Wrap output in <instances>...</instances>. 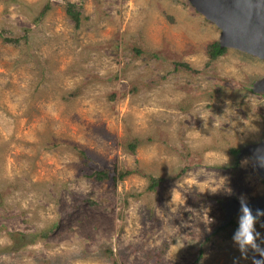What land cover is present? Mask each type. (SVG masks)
Masks as SVG:
<instances>
[{"label": "rangeland", "instance_id": "rangeland-1", "mask_svg": "<svg viewBox=\"0 0 264 264\" xmlns=\"http://www.w3.org/2000/svg\"><path fill=\"white\" fill-rule=\"evenodd\" d=\"M219 36L188 0H0V264L264 262L259 218L217 232L223 201L264 196L238 156L264 59H210Z\"/></svg>", "mask_w": 264, "mask_h": 264}, {"label": "water", "instance_id": "water-1", "mask_svg": "<svg viewBox=\"0 0 264 264\" xmlns=\"http://www.w3.org/2000/svg\"><path fill=\"white\" fill-rule=\"evenodd\" d=\"M188 1L220 29L218 42L221 48H233L264 59V0ZM252 89L253 92L264 95V76L254 81ZM245 155L255 160V172L264 181V138L258 143L243 147L238 156ZM221 204L226 210L223 225L239 214L257 217L264 224V196L249 203L231 197Z\"/></svg>", "mask_w": 264, "mask_h": 264}, {"label": "trees", "instance_id": "trees-1", "mask_svg": "<svg viewBox=\"0 0 264 264\" xmlns=\"http://www.w3.org/2000/svg\"><path fill=\"white\" fill-rule=\"evenodd\" d=\"M74 7H75L74 4H69L67 12L73 18V20L75 21L76 25H79L80 21H81L80 12L75 10ZM226 51H227V48H221L218 41L212 42L207 47V52H208V55H209L210 59H216L220 55H223ZM131 147L134 148V145H132ZM131 172H132L131 170L122 171V170H118L117 168H115V169H113V171H111V170H99V171H96L95 175H96V178L99 179V180L109 179V180H112V181H117L119 179H123L124 177L129 175ZM158 184H159V180L154 178V177H152L151 178V184H150L149 188L150 189H154V188H156V186ZM236 227H237L236 222L235 221H231L227 225L219 226L217 232L223 231V232H227L230 235H233V233L236 230ZM230 235H228V236H230Z\"/></svg>", "mask_w": 264, "mask_h": 264}, {"label": "clouds", "instance_id": "clouds-1", "mask_svg": "<svg viewBox=\"0 0 264 264\" xmlns=\"http://www.w3.org/2000/svg\"><path fill=\"white\" fill-rule=\"evenodd\" d=\"M258 214H259V210H258ZM254 218H255L254 219V223H255L257 217H254ZM258 236H259V234L255 233V231H254V225H253V240L251 242L245 243L244 245H252L254 248L257 247L256 240L258 239ZM234 240L237 243H241L240 240L237 238V236H234ZM262 254H264V251H262ZM259 262H260V264H264V262H262V261H259ZM255 264H257V261H255Z\"/></svg>", "mask_w": 264, "mask_h": 264}]
</instances>
